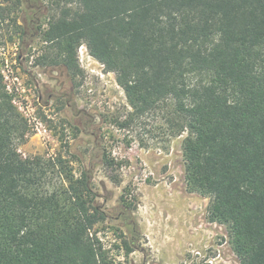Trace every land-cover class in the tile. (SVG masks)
I'll use <instances>...</instances> for the list:
<instances>
[{
    "label": "trees",
    "instance_id": "16d2710c",
    "mask_svg": "<svg viewBox=\"0 0 264 264\" xmlns=\"http://www.w3.org/2000/svg\"><path fill=\"white\" fill-rule=\"evenodd\" d=\"M55 6L41 33L59 61L80 72L85 44L125 91L131 110L120 126L165 111L173 137L187 132L188 191L209 199V219L227 226L239 264H264V0ZM13 13L0 0V30L17 23ZM30 134L0 66V264H115L94 231L106 214L89 172L76 173L64 145L24 157Z\"/></svg>",
    "mask_w": 264,
    "mask_h": 264
},
{
    "label": "rangeland",
    "instance_id": "374dc122",
    "mask_svg": "<svg viewBox=\"0 0 264 264\" xmlns=\"http://www.w3.org/2000/svg\"><path fill=\"white\" fill-rule=\"evenodd\" d=\"M3 1L17 23L0 30V66L31 126L19 151L50 156L64 145L76 173L89 172L106 214L94 231L115 264H239L227 226L209 219V199L187 189V132L173 137L165 111L120 126L131 108L115 73L85 44L73 73L43 40L56 0ZM124 239L133 247L128 255Z\"/></svg>",
    "mask_w": 264,
    "mask_h": 264
}]
</instances>
